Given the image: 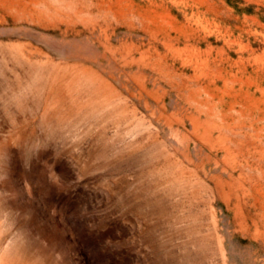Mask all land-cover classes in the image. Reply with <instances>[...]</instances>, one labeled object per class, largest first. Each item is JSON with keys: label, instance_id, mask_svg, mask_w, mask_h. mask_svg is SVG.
Returning a JSON list of instances; mask_svg holds the SVG:
<instances>
[{"label": "rangeland", "instance_id": "obj_1", "mask_svg": "<svg viewBox=\"0 0 264 264\" xmlns=\"http://www.w3.org/2000/svg\"><path fill=\"white\" fill-rule=\"evenodd\" d=\"M0 264H264V0H0Z\"/></svg>", "mask_w": 264, "mask_h": 264}]
</instances>
